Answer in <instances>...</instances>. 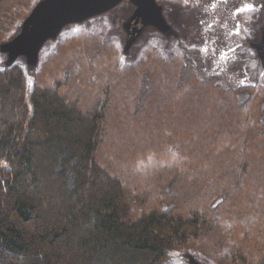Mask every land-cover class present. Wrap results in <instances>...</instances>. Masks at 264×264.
<instances>
[{"label":"trees","instance_id":"16d2710c","mask_svg":"<svg viewBox=\"0 0 264 264\" xmlns=\"http://www.w3.org/2000/svg\"><path fill=\"white\" fill-rule=\"evenodd\" d=\"M76 25L34 73L0 54V264H264V83Z\"/></svg>","mask_w":264,"mask_h":264},{"label":"rangeland","instance_id":"374dc122","mask_svg":"<svg viewBox=\"0 0 264 264\" xmlns=\"http://www.w3.org/2000/svg\"><path fill=\"white\" fill-rule=\"evenodd\" d=\"M157 2L165 9H174L170 19L167 14L165 17L180 33L179 40H165L157 32L146 33V37L131 48L130 55L123 58V62L134 61L144 49L153 47L163 54L176 52L191 57L202 74H216L218 80L226 84L264 83V70L259 60L252 50H244L243 47L246 41H255V34L262 24V0ZM129 5L123 1L105 16L100 15L72 27L98 32L105 39L116 41L122 48L124 37L118 21L133 10ZM177 261L185 264L182 258H177Z\"/></svg>","mask_w":264,"mask_h":264},{"label":"water","instance_id":"95a60500","mask_svg":"<svg viewBox=\"0 0 264 264\" xmlns=\"http://www.w3.org/2000/svg\"><path fill=\"white\" fill-rule=\"evenodd\" d=\"M123 1L133 6V10L118 21L124 37L121 48L124 58L149 32H157L165 40H179L180 33L168 22L164 15L165 6L157 0H38L23 19L19 31L0 42V54L5 56L3 67H11L21 57L26 70L34 73L44 46L56 42L67 26L81 25L113 10ZM262 5L264 7V0ZM259 32V39L246 41L244 47L256 52V58L264 69V23ZM181 258L185 264H209L188 251L183 252Z\"/></svg>","mask_w":264,"mask_h":264},{"label":"flooded vegetation","instance_id":"af4514ba","mask_svg":"<svg viewBox=\"0 0 264 264\" xmlns=\"http://www.w3.org/2000/svg\"><path fill=\"white\" fill-rule=\"evenodd\" d=\"M262 2H263V0H262ZM159 3V2H158ZM174 13V9H170V7H168V8H166V9H164V15H166L167 14V17H168V19H170L171 17H172V14ZM261 16H262V24L264 23V7H263V5L261 6ZM166 17V18H167ZM261 24V25H262ZM260 25V26H261ZM259 29H258V31L256 32V34H255V36H256V38H255V41H257L258 39H259ZM243 47H244V45H243ZM245 49L244 50H247V49H249L250 51L252 50V52H254V54H255V56H256V52L253 50V49H251V48H246V47H244ZM243 50V51H244ZM260 62V61H259ZM261 65V64H260ZM261 69H263L262 67H261ZM264 70V69H263Z\"/></svg>","mask_w":264,"mask_h":264}]
</instances>
